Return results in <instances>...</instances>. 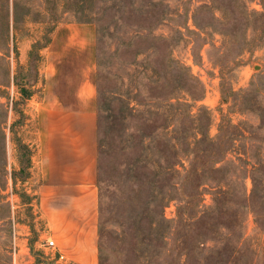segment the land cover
Instances as JSON below:
<instances>
[{
	"label": "rangeland",
	"instance_id": "rangeland-1",
	"mask_svg": "<svg viewBox=\"0 0 264 264\" xmlns=\"http://www.w3.org/2000/svg\"><path fill=\"white\" fill-rule=\"evenodd\" d=\"M61 107L94 112L85 254L34 196ZM0 264H264V0H0Z\"/></svg>",
	"mask_w": 264,
	"mask_h": 264
},
{
	"label": "crops",
	"instance_id": "crops-1",
	"mask_svg": "<svg viewBox=\"0 0 264 264\" xmlns=\"http://www.w3.org/2000/svg\"><path fill=\"white\" fill-rule=\"evenodd\" d=\"M91 65L89 64L88 68ZM87 76V70L80 69L73 91L77 99L67 101L60 95L58 98L62 106L68 108L74 106V102L81 106L92 103L89 98H84ZM66 108L62 111H47L49 115L46 118L50 119L56 128L47 133L41 132V136L44 139L47 136L48 141L41 144L33 163L32 170L38 169L41 173V182L34 196L37 195V199L50 203L49 221L56 223L63 231L59 235L65 240L64 254H85L89 252L84 246L90 237L88 223L99 199L96 134L91 129L90 122L94 112L83 111L82 116H85L83 119L87 123V128L79 130L78 127L85 125L77 120L75 114L77 111ZM81 236L85 239L84 244L80 241L76 243L74 240L80 239ZM60 253L64 255L63 252Z\"/></svg>",
	"mask_w": 264,
	"mask_h": 264
},
{
	"label": "built area",
	"instance_id": "built-area-1",
	"mask_svg": "<svg viewBox=\"0 0 264 264\" xmlns=\"http://www.w3.org/2000/svg\"><path fill=\"white\" fill-rule=\"evenodd\" d=\"M49 245H50L51 247L55 246V244H54L53 241H49ZM62 259H63V257H62Z\"/></svg>",
	"mask_w": 264,
	"mask_h": 264
},
{
	"label": "trees",
	"instance_id": "trees-1",
	"mask_svg": "<svg viewBox=\"0 0 264 264\" xmlns=\"http://www.w3.org/2000/svg\"><path fill=\"white\" fill-rule=\"evenodd\" d=\"M22 147V146H21ZM30 164V163H29ZM30 167V166H29ZM215 196V195H214Z\"/></svg>",
	"mask_w": 264,
	"mask_h": 264
}]
</instances>
